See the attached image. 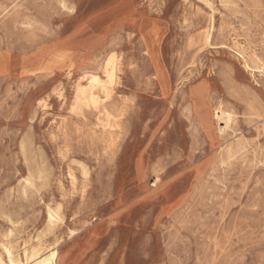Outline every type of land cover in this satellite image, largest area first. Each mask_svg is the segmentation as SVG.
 <instances>
[{
	"label": "rangeland",
	"instance_id": "374dc122",
	"mask_svg": "<svg viewBox=\"0 0 264 264\" xmlns=\"http://www.w3.org/2000/svg\"><path fill=\"white\" fill-rule=\"evenodd\" d=\"M84 74L105 83L104 110L76 109ZM5 248L25 264L33 249L56 264H264V0H0Z\"/></svg>",
	"mask_w": 264,
	"mask_h": 264
},
{
	"label": "bare ground",
	"instance_id": "6f19581e",
	"mask_svg": "<svg viewBox=\"0 0 264 264\" xmlns=\"http://www.w3.org/2000/svg\"><path fill=\"white\" fill-rule=\"evenodd\" d=\"M209 40H210V35L206 34L205 43L208 44ZM239 48H241V47H239ZM148 55L152 56L149 52H148ZM62 57H63L62 54L56 53V55L54 56V58L52 59L51 62L57 63V62H59L61 60ZM260 64H261V62H260ZM244 69L246 71L250 72V73L255 71L254 68H252L247 63L244 64ZM154 72L156 73V77L155 78H156V82H157L158 87L160 88V90L165 91L166 88H167L168 80H167V78L165 76L164 71L161 68L156 67ZM103 73L108 78V83L111 84L112 81H113V77L115 75L114 74L113 62L109 61L106 64V66L103 69ZM82 79H86L88 81V86L80 85V86H78L76 88V90H75V99H74L75 100L76 109L82 108V107L93 106L95 108L102 107V109L104 110L105 107L101 106L103 104H101L99 106L100 102L98 101V99L93 94V90L95 88H100L101 91L106 95L105 99L102 100V101L104 102V101L109 100L110 93L108 92V90H107V88L105 86V83L99 77H97L95 75L84 74ZM204 86H205V84H199V85L194 86L193 88H191L189 90V92L187 94V97L185 98V101L190 104L192 112L194 111L195 105H198V103L200 102L198 94H199V92L201 90L204 89L203 88ZM44 103H45V101L40 100V101H38V106L40 105L41 107H44L45 106ZM104 112H105V117L106 118H110L109 112L108 111H104ZM212 113H213L214 119L218 123L221 122V121L225 122V127H228V125L233 121V116L230 113H228V112L224 111L223 109H221L220 107L219 108H215L214 111H212ZM198 121H199V125H200L201 129H204L202 127L203 122L201 124V121H200L199 117H198ZM206 134H207V132H206ZM132 135L133 134H131V136ZM134 142L135 141H134V137H133L132 142H130L128 144V146L131 149L133 148ZM135 171H136V168H135ZM70 178L73 180V176L72 175H70ZM58 211L59 210H53V209H50V208L48 209V211H47V218H48L47 219V223H48L49 226H53L57 222L61 221V218H60V215H59ZM4 251H5V260L0 257V264H25V263H22L20 261L18 255H16L10 248H5ZM24 259H25L26 264H56L57 259H58V253H57V250L51 249L46 254H39L38 251H35L33 249L31 251H24ZM122 262H123V258H121L120 264Z\"/></svg>",
	"mask_w": 264,
	"mask_h": 264
},
{
	"label": "crops",
	"instance_id": "0c3cea01",
	"mask_svg": "<svg viewBox=\"0 0 264 264\" xmlns=\"http://www.w3.org/2000/svg\"><path fill=\"white\" fill-rule=\"evenodd\" d=\"M200 92H202V91H200ZM200 92H199V94H200ZM199 94H198V96H199ZM212 112V111H211ZM212 115H213V113H212Z\"/></svg>",
	"mask_w": 264,
	"mask_h": 264
}]
</instances>
